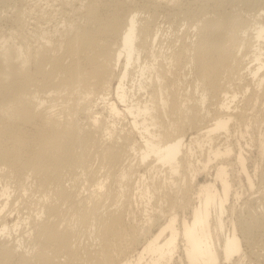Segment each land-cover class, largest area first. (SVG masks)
Here are the masks:
<instances>
[{
  "label": "bare ground",
  "instance_id": "1",
  "mask_svg": "<svg viewBox=\"0 0 264 264\" xmlns=\"http://www.w3.org/2000/svg\"><path fill=\"white\" fill-rule=\"evenodd\" d=\"M260 1L0 0V264L245 262L264 207L227 219L228 165L254 189L231 125L264 90ZM76 97L88 116L56 109ZM88 132L106 142L97 167H83Z\"/></svg>",
  "mask_w": 264,
  "mask_h": 264
},
{
  "label": "rangeland",
  "instance_id": "2",
  "mask_svg": "<svg viewBox=\"0 0 264 264\" xmlns=\"http://www.w3.org/2000/svg\"><path fill=\"white\" fill-rule=\"evenodd\" d=\"M185 1V0H184ZM264 0L260 1L261 3H263ZM139 2V1H138ZM260 4V3H259ZM47 11L38 5H35L33 7V13L37 14V15H42L44 17L47 16ZM263 14V13H262ZM263 17H261L262 19H264V14L262 15ZM162 17V15H161ZM160 17V21L159 23L161 25H163L164 28L166 29V31H163V34H165V36L167 37H163L162 39L164 40L165 38L168 39V37L172 36V28L171 26H169V23H167L164 18H162L164 20V24H163V20ZM167 24H166V23ZM180 23H182L181 21L177 24L180 25ZM176 24V25H177ZM177 25V26H179ZM176 26V27H177ZM184 28V26L180 27V31ZM174 32H175V28ZM171 34H169V32ZM179 31V35L180 33L182 34V32ZM169 34V35H168ZM171 35V36H170ZM166 42V41H165ZM159 44V43H158ZM157 46H160V44ZM165 46V45H164ZM183 75L180 79V85L181 88L186 89L188 88V86H190L191 89L194 87L193 82H194V77L193 74H189L187 72V70H183L182 71ZM251 84L252 81H250ZM243 86H245V81H241L240 82V87H234L235 92H237L238 94V98L236 99L237 104H239V106H241L243 99L248 96L250 94V90L248 92H246L244 94V91H246V89H243ZM259 97L258 100L256 101V104L252 107H246L245 103L243 104L242 107H240L241 112L239 113V117L238 122L233 121L231 127V143L232 146L235 148H238V144H242L244 147H246L247 145H245L246 143L249 144V146H247L245 149H247V154L250 155L249 157H251V161L249 159L248 162V171L250 173V176H252L251 178L253 181V185L255 183L254 189L250 188L249 185H247V181L245 178H242V182L240 180H237V174H238V168L236 164L233 165H228V168H230V178L233 179V193H232V197H230V206L232 207V209L226 214L227 215V219L232 220V221H238V220H246L249 221L248 218L250 216V214L254 213V212H258L259 210L262 212V208L264 207V182L262 178H260L262 176V171L264 170V161L261 163V159L258 156V151L257 148L260 147V142H261V138L263 139L264 136V90L259 91L258 93ZM57 107L56 109L59 111L61 109H64L66 112H71L74 117H78V118H82L88 116L86 110H84V107H87L84 104H80V99L79 97L71 99L68 101V103H66L65 101H62L61 99H59L57 101ZM63 102V103H61ZM96 109V108H94ZM99 112H103L102 109H100V107H98L97 109ZM106 133V132H105ZM88 134L90 135V139L91 138H95L96 143H92V142H87V146L84 147V151L86 153H89L90 155L87 156L83 162V167L89 165V163H93L94 167H97V164L99 166L98 161L96 160V157L94 156V154L96 153V151L101 150L105 145L106 142L104 139H101V135L98 134H92L90 132H88ZM191 137V135H189V137H187V139H189ZM110 138L108 137V143H110ZM225 141V139H222L221 137L218 138V140H216V143H219L220 145L223 144V142ZM251 146V148H250ZM250 153V154H249ZM231 158V156L226 157V160H229ZM256 160V161H255ZM87 161V162H86ZM258 161V163L256 164V162ZM96 164V165H95ZM251 164V166L249 167V165ZM262 164V165H261ZM254 165V166H253ZM258 168H256L257 166ZM262 166V167H261ZM215 164L210 165L209 169L205 170L199 178V181L201 183H206L207 181L211 180V178L215 175L216 173V168H215ZM262 168V169H260ZM82 169V168H80ZM260 169V170H259ZM253 170V171H252ZM259 171L260 173L257 174ZM256 171V172H255ZM255 174H254V173ZM252 174V175H251ZM254 174V175H253ZM257 174V175H256ZM260 178V179H259ZM245 179V180H244ZM3 183L5 184V180H3ZM82 181L83 179L79 180V187H82ZM241 182V183H240ZM11 189H13L12 185ZM38 187H32L31 190V195L32 197H36L38 194ZM37 199L35 198H31V210L27 211V213H21L23 215V217H26L28 215H31V217L35 216V209L37 207ZM184 210V211H183ZM187 212H186V211ZM264 211V208H263ZM186 213L187 215H189V208L186 207L185 209H182V211L180 210V213ZM21 215V216H22ZM225 215V217H226ZM18 219V214L15 215L14 220L17 221ZM12 224V222H11ZM261 232L263 234H261ZM87 238V236H85ZM252 240L254 241V243H252L251 247L249 246L250 244L246 245L244 244V251H246V253L248 254L247 258L245 259V262H243L242 264H249V262L254 260L255 264H264V244H262L264 242V232L260 231L258 229H254L253 233H252ZM260 246H263L262 249L260 248ZM250 247V248H249ZM251 248H253L254 250H252ZM260 248V250H259ZM252 250L251 251H249ZM258 252H257V251ZM255 254H260L258 256V258H255ZM260 251V252H259ZM250 254H252L250 256ZM250 257V258H249ZM248 259V260H247ZM257 259V260H256ZM258 262V263H257Z\"/></svg>",
  "mask_w": 264,
  "mask_h": 264
}]
</instances>
